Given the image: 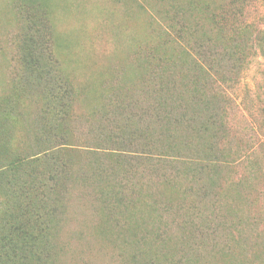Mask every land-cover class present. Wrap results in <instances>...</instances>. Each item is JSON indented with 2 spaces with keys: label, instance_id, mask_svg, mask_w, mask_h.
<instances>
[{
  "label": "trees",
  "instance_id": "obj_1",
  "mask_svg": "<svg viewBox=\"0 0 264 264\" xmlns=\"http://www.w3.org/2000/svg\"><path fill=\"white\" fill-rule=\"evenodd\" d=\"M228 2L231 9L216 34L196 42L190 81L154 68L139 85L111 83L107 98L102 95L106 100L88 117L76 109L85 89L63 71L51 45L48 14H39L34 3H17L24 21L21 44L11 91L0 98L7 115L0 118V264H59L57 234L69 218V202L87 198L109 225L102 231L124 221L122 227L138 234L133 240L139 246L127 264H184L186 255L180 259L175 252L207 243L203 236L214 229L193 228L200 217L208 219L198 198L207 188L222 193L220 180L234 178L230 171L245 149L233 147L228 137V108L250 59L264 55V21L230 22L231 14L244 16L250 3ZM180 30L197 33L186 21ZM242 90L246 106L251 90ZM24 97L33 101L30 109ZM8 116L17 121L23 141L12 138ZM257 142L264 149V134ZM182 189L195 204L174 197Z\"/></svg>",
  "mask_w": 264,
  "mask_h": 264
},
{
  "label": "rangeland",
  "instance_id": "obj_2",
  "mask_svg": "<svg viewBox=\"0 0 264 264\" xmlns=\"http://www.w3.org/2000/svg\"><path fill=\"white\" fill-rule=\"evenodd\" d=\"M17 3L25 6L34 3L40 8H37L39 14L43 11L48 14L46 21L50 18L55 55L63 71L86 91L79 95L76 104L78 114L84 117L106 100L102 95L107 98L111 83L139 85L143 77L153 76L150 71L154 68L169 70L165 74H173L180 81H190L191 55L196 42H205L212 31L216 34L219 24L222 25V15L231 9L228 0H0L2 100L11 91L13 58L21 44L24 21ZM249 3L245 15L231 14L230 22L263 23L264 2L249 0ZM184 21L196 28L197 33L181 32L180 23ZM240 79L238 94L233 95L235 100L228 108L227 132L233 147L238 144L245 152L230 171L233 180L225 177L220 180L218 188H224L222 193L210 192V188L200 193L197 206L200 210L208 209V219L200 217L193 228L214 229V234L203 236L209 237L207 243L187 244L189 250L185 246L184 252L166 251L165 254L174 253L180 259L186 255L184 264H264V149L257 144L259 136L264 134L261 125L264 123V55L260 52L253 55ZM245 86L251 90L246 104L249 109L252 107L250 111L242 102ZM24 98L30 109L33 101ZM1 99L0 118L5 121V103ZM7 107L11 109L10 103ZM6 124L13 130L12 138L23 141L16 135L15 118L9 117ZM112 184L117 187V180ZM165 189L173 195L178 193L168 184ZM183 190L174 197L184 198ZM189 198L195 204V197L190 194L184 198L185 202ZM90 200L69 202V218L60 225L57 234L59 264H127L139 246L133 240L138 234L122 227L124 221L118 229L110 226L109 232L102 231L101 226L109 225L104 223V216L95 212ZM216 201L219 207L215 210ZM163 254L164 248L161 258Z\"/></svg>",
  "mask_w": 264,
  "mask_h": 264
}]
</instances>
